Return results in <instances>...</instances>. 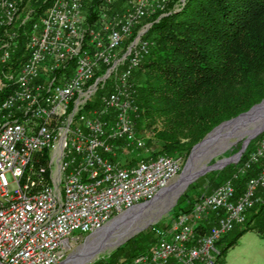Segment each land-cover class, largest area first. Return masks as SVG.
Here are the masks:
<instances>
[{
  "label": "built area",
  "instance_id": "2783aa9c",
  "mask_svg": "<svg viewBox=\"0 0 264 264\" xmlns=\"http://www.w3.org/2000/svg\"><path fill=\"white\" fill-rule=\"evenodd\" d=\"M171 3L53 0L31 23L26 59L19 69L7 64L0 73V264H61L84 235L154 200L179 174L181 155H159L133 166L105 155L116 140L145 147L133 118L138 106L131 76L147 43L133 42L129 57L119 49L141 20ZM17 5L2 2L0 24L14 20ZM17 48L16 34H8L0 60L9 62ZM105 65L110 67L95 79ZM114 70L115 88L98 108L84 112L98 82ZM261 157L264 138L244 167ZM258 185L264 186V167L236 200L228 179L172 219L151 249L125 264H216L220 240L245 222ZM213 218L207 227L204 220Z\"/></svg>",
  "mask_w": 264,
  "mask_h": 264
},
{
  "label": "trees",
  "instance_id": "16d2710c",
  "mask_svg": "<svg viewBox=\"0 0 264 264\" xmlns=\"http://www.w3.org/2000/svg\"><path fill=\"white\" fill-rule=\"evenodd\" d=\"M52 1L41 0L33 18L17 29L19 46L11 60L14 69L20 68L29 53L26 40L31 22ZM11 27L0 25V54L5 33ZM145 37L151 47L134 74V83L142 110L137 130L144 135L150 133L146 137L149 157L161 153L187 157L215 126L264 99V0H186L181 10L154 22ZM97 105L88 104L86 111ZM257 171L252 169L248 176ZM244 181H238V192ZM245 223L221 248L220 256L247 231L255 230L264 238V197L247 213ZM142 242L129 246L124 255L116 254L96 264H125L150 248L151 243Z\"/></svg>",
  "mask_w": 264,
  "mask_h": 264
},
{
  "label": "rangeland",
  "instance_id": "374dc122",
  "mask_svg": "<svg viewBox=\"0 0 264 264\" xmlns=\"http://www.w3.org/2000/svg\"><path fill=\"white\" fill-rule=\"evenodd\" d=\"M16 1L19 2L17 5L18 6V9L16 11L17 14L14 20H12L11 22L6 21L5 23L0 25L12 26L10 29L6 31L5 37H7L8 34L10 33L16 34V41L18 43L17 29L21 25L25 24L26 22H28L33 18L36 10V6L39 5V3H41V0H26V3H23L25 5H21L24 0H16ZM174 1L175 3L169 4L168 8L165 11H161V12L159 11L158 13H156L159 14V16L154 21H150V19L156 14L141 20V22L135 27L131 37L128 40H126L122 48L119 49L121 55L128 54L129 57L130 55L129 49L132 47L133 42H137L138 45L147 43V51L144 52L140 65L133 69L131 76V81L134 85L133 89H135L133 93L135 98V104L138 106L137 116L133 115V118L136 125L137 136L145 141V147L138 148L134 144L131 146H127L125 145L126 143L124 140H116L113 141L114 143L113 152L105 154L110 159L112 157H117L116 160H114V162L119 163L122 166H133L138 164L141 160H147L145 159V157L147 156L149 157V153H148L149 150H147L148 146H147L146 137H148L150 133L147 132L144 135V134H140L137 130V126H138L137 120L138 117H141L142 110L137 100V88L134 83V74L136 70L141 67L142 63L144 62L143 60L146 58L150 50L151 42L145 36L148 33L151 26L153 25V23L159 21L163 16H167L173 12H177L181 10L186 3V0H174ZM2 2H4V0H0V20L2 18L4 19L3 16L4 8L2 6ZM87 2H88L87 4L91 3L90 1ZM89 9H90L89 6H86L84 8L83 13L85 15L89 14L90 13ZM43 13H41L40 15H42ZM29 15L30 17L27 18ZM96 16H97L96 14H93L91 20H94ZM24 20L26 21L23 23ZM11 60L7 63H2V61L0 60V73L2 69L5 70L8 69L7 64L13 65V61ZM126 63H128L127 59L124 60V63H120L117 67V72L118 70L119 72H121L125 68ZM5 64L7 68L4 67ZM109 67L110 65H105L102 68V72L99 73L95 77V79L98 78V76H102V73L105 72ZM115 74L116 71L114 70L110 74H108L105 77V79L102 78L98 82L96 92L91 96L88 102V104L97 103L98 105L97 107L91 108V110L98 108L101 104L103 95L109 93L110 91L113 90V88H115V84L117 81ZM135 78L137 80L138 78L137 73L135 75ZM90 111H86V107L84 108V112H90ZM252 128L253 125L246 126L242 130H240L237 135L236 132L231 134L230 131L228 133L224 132L221 135L220 134L216 135L213 141L209 143V146L205 147L206 152L204 153V155L198 160H196L195 168L192 171V175L194 173L197 174L194 177V179L188 183V185L184 186L185 181L182 179V183L180 185L178 186L174 185L175 188L174 190L168 193H162L165 190L164 189L154 200H152L153 202L148 206V208H146L144 212L142 211L143 213H141L142 215L140 217H136L135 219L131 218L128 222L124 223V225L121 228L113 229V231L108 236V238L100 237L99 239L96 240L93 239L91 240V242H88V244H86L87 243L86 241H88L91 238H94L95 233L98 232L99 230L94 233L84 235L80 240H78L72 245L71 249L69 250L67 258L70 256L71 257L65 264H74L75 262H77V264H96L101 260L104 259L109 260L114 258L113 256L116 254L124 255V253L122 252L125 249H129V246L136 243H141L142 241H143L142 243H148V242L151 243V246L149 248L151 249V247L155 245V243L158 241L160 232L168 228L172 219H174L179 213L190 212L197 200H200L202 197L209 196L210 194H212L217 187H219L222 183L226 182L228 179L231 178L233 179V185L235 187L234 198H236V200L240 199L243 195H245L248 184L250 183L251 179L254 178L257 179L262 174V168L264 167V157H261L255 163L252 162L250 167L245 168L244 164L249 160L251 152L255 150V148L264 138V136L262 135L264 133V130L250 140L249 144L253 140L255 141L253 143V147L251 148V150H249L246 158L243 161H242V157L246 153L249 144L239 159L234 158L233 160L227 162H224V160L234 157L242 149L243 142L248 137V133H245V131L250 130ZM241 132L244 134L243 135L240 134ZM164 154L181 155L183 157L182 168L179 174L177 175V177L174 179V181L169 185L171 186L180 179L182 172L184 171L185 166L187 164L189 155L187 157H185L183 154L161 153L160 155H164ZM150 158H155V157H149L148 159ZM133 160L135 161V164L133 165L129 164ZM254 168L258 170L257 173L255 175L248 176L249 171H251ZM230 172L231 174L229 175ZM186 174L187 172L184 175H182V178H184ZM241 179L245 180L244 181L245 185L242 188V190L238 192L237 183ZM176 190H179V192L175 193ZM263 197H264V186L258 185V187L255 189L254 204L251 207H249V209L246 211V218H247V213L251 209H253L256 205H258L262 201ZM181 206L183 207L182 210L174 214V211ZM118 215L120 214H117L116 216ZM110 222H108L107 224H109ZM245 222L237 223L235 227L226 234V238L219 244L220 248L224 247L229 241H231L238 234L239 231H241L245 227L246 225ZM213 223H215L214 218L209 220H204V224L211 225ZM216 264H264V238H262L255 230H250L245 232L234 245L230 246L223 255L219 256Z\"/></svg>",
  "mask_w": 264,
  "mask_h": 264
},
{
  "label": "water",
  "instance_id": "95a60500",
  "mask_svg": "<svg viewBox=\"0 0 264 264\" xmlns=\"http://www.w3.org/2000/svg\"><path fill=\"white\" fill-rule=\"evenodd\" d=\"M249 125H253V128L245 131V133H248V137L243 142L242 149L234 157L225 159L224 162L233 160L234 158L239 159L242 156V154L244 153V151L246 150L250 140L264 130V99L261 102L253 105L249 110L242 112L239 115H237L236 117H233L229 120H226V121L222 122L221 124H219L218 126H216L200 142H198L193 147V149L189 155L185 169L182 172V175H184L185 172H187V174L183 178V180L185 181L184 186L188 185V183L191 182L197 174V173H194L192 175V171L195 168L196 159L194 156H195V152L198 149V147H200L204 142H206L210 138V136L213 135L214 133H218L221 131L228 130V131H230L231 134L236 132V135H237L240 130H242L244 127L249 126ZM240 134L243 135L244 133L241 132ZM201 171H199V172H201ZM172 185L169 186L168 188H166L162 193H168V192L172 191L174 189V186H172ZM152 202L153 201L144 202V203L138 204L136 207L139 208L141 206H147V205H150ZM136 207L127 210L123 214L116 216L109 224H107V225H110V224L114 223L113 227L106 225L107 227L104 226L102 229H100L98 232L95 233V236L101 237V238H104V237L108 238V236L111 234L113 229L121 228L124 225V223H126L129 219L134 218L135 215L137 216V214H141L140 208H139L138 212L134 211V209H136ZM70 257L66 258L62 262V264L67 263V261L69 260Z\"/></svg>",
  "mask_w": 264,
  "mask_h": 264
},
{
  "label": "bare ground",
  "instance_id": "6f19581e",
  "mask_svg": "<svg viewBox=\"0 0 264 264\" xmlns=\"http://www.w3.org/2000/svg\"><path fill=\"white\" fill-rule=\"evenodd\" d=\"M19 2V1H18ZM53 2V1H52ZM38 19V18H37ZM30 21V20H29ZM35 21V20H34ZM32 23V22H31ZM30 26H31V24H30ZM30 29V28H29ZM17 45L19 46V44L17 43ZM27 50V49H26ZM15 52H17V51H15ZM13 57V56H12ZM144 61V60H143ZM142 61V62H143ZM3 63V62H2ZM2 65V64H1ZM6 65V64H5ZM224 132H226V133H228L229 131L228 130H225V131H221V132H218V133H214L213 135H211L210 136V138L206 141V142H204L200 147H198V149L196 150V152H195V159L196 160H198L199 158H201L203 155H204V153L206 152V149H205V147L206 146H209V143L211 142V141H213V139H214V137L216 136V135H218V134H223ZM186 173V172H185ZM182 176L180 177V179L176 182V183H174L172 186H174V185H180L181 183H182ZM175 189V188H174ZM173 189V190H174ZM179 192V190H176V192L175 193H178ZM148 206L149 205H147V206H141V207H139L141 210V213H143L144 211H145V209L146 208H148ZM139 208H136V209H134V211L135 212H138L139 211ZM142 210H143V212H142ZM142 214H137V216L135 215V217H134V219L136 218V217H140ZM130 220V219H129ZM128 220V221H129ZM127 221V222H128ZM114 224V223H113ZM113 224H110V225H107V226H111V227H113ZM106 226V227H107ZM105 227V228H106ZM100 237H97V236H95L94 238H91V239H89L88 241H87V243L86 244H88V242H91V240H93V239H99ZM85 244V245H86ZM80 260V259H79ZM74 264H77V262H75Z\"/></svg>",
  "mask_w": 264,
  "mask_h": 264
}]
</instances>
